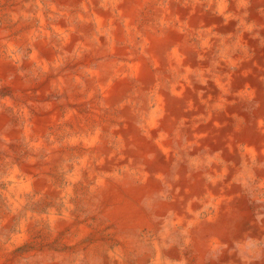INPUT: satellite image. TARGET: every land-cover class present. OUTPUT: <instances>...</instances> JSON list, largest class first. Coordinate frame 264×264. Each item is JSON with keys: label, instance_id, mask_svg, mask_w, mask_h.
I'll return each instance as SVG.
<instances>
[{"label": "bare ground", "instance_id": "6f19581e", "mask_svg": "<svg viewBox=\"0 0 264 264\" xmlns=\"http://www.w3.org/2000/svg\"><path fill=\"white\" fill-rule=\"evenodd\" d=\"M0 20V264H264V0Z\"/></svg>", "mask_w": 264, "mask_h": 264}, {"label": "rangeland", "instance_id": "374dc122", "mask_svg": "<svg viewBox=\"0 0 264 264\" xmlns=\"http://www.w3.org/2000/svg\"><path fill=\"white\" fill-rule=\"evenodd\" d=\"M1 23H2V20H0V24H1ZM259 189H260V188L257 187V186L254 187V191H255V192H257ZM254 204H256V203H254Z\"/></svg>", "mask_w": 264, "mask_h": 264}]
</instances>
